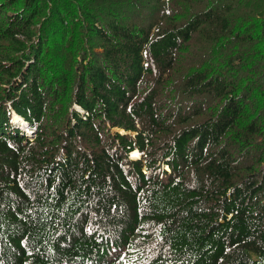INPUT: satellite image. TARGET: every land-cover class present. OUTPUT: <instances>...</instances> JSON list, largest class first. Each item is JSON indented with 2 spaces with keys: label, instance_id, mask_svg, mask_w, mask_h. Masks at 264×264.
<instances>
[{
  "label": "trees",
  "instance_id": "16d2710c",
  "mask_svg": "<svg viewBox=\"0 0 264 264\" xmlns=\"http://www.w3.org/2000/svg\"><path fill=\"white\" fill-rule=\"evenodd\" d=\"M0 264H264V0H0Z\"/></svg>",
  "mask_w": 264,
  "mask_h": 264
},
{
  "label": "bare ground",
  "instance_id": "6f19581e",
  "mask_svg": "<svg viewBox=\"0 0 264 264\" xmlns=\"http://www.w3.org/2000/svg\"><path fill=\"white\" fill-rule=\"evenodd\" d=\"M14 114L17 115L16 113H14ZM30 131H33V135L31 137H28L27 135H25V136H27V138H29V139H32L36 135L37 126H34V129L31 128ZM136 154L137 153H135L134 156H136Z\"/></svg>",
  "mask_w": 264,
  "mask_h": 264
},
{
  "label": "rangeland",
  "instance_id": "374dc122",
  "mask_svg": "<svg viewBox=\"0 0 264 264\" xmlns=\"http://www.w3.org/2000/svg\"><path fill=\"white\" fill-rule=\"evenodd\" d=\"M32 129H34V126L32 127Z\"/></svg>",
  "mask_w": 264,
  "mask_h": 264
}]
</instances>
